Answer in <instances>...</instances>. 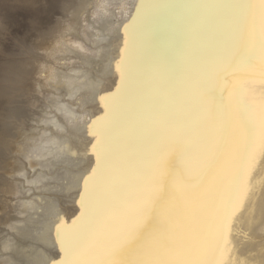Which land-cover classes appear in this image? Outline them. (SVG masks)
Instances as JSON below:
<instances>
[{
  "label": "bare ground",
  "instance_id": "6f19581e",
  "mask_svg": "<svg viewBox=\"0 0 264 264\" xmlns=\"http://www.w3.org/2000/svg\"><path fill=\"white\" fill-rule=\"evenodd\" d=\"M5 1L40 18L43 27L17 39L24 61L2 62L23 71L18 103L25 109L11 112L0 94V264H59L56 227L71 226L79 215L83 180L97 165L94 145L103 124L113 130L114 153L129 166L147 147L141 131L145 116L181 133L205 119L220 126L219 113L205 115L198 108L194 84L219 54L227 13L192 6L239 0H76L68 10L60 0ZM17 16L0 13V48ZM185 26L192 29L191 51L174 78L160 83L153 65ZM122 56L138 64V84L115 97L117 108L105 119L104 98L117 94ZM246 87L250 98L264 101V83ZM176 159L174 153L171 162ZM230 220L224 264H264V147L254 156Z\"/></svg>",
  "mask_w": 264,
  "mask_h": 264
},
{
  "label": "snow or ice",
  "instance_id": "6c2138e0",
  "mask_svg": "<svg viewBox=\"0 0 264 264\" xmlns=\"http://www.w3.org/2000/svg\"><path fill=\"white\" fill-rule=\"evenodd\" d=\"M192 7L227 13L219 54L194 84L198 108L205 115L215 110L222 123L205 119L181 133L145 116L147 147L132 166L114 153L113 130L103 124L94 145L97 165L83 180L79 215L71 226L56 227L59 264H224L230 217L254 156L264 147V101L250 98L246 87L264 83V0ZM33 23L39 30L40 19ZM192 43L190 26L170 38L167 53L153 65L158 82L174 78ZM117 70L118 91L104 98L105 119L117 108L115 97L134 91L139 80L134 59L122 56ZM23 78L20 68L0 75V94L13 113L23 98ZM8 116L6 110V125Z\"/></svg>",
  "mask_w": 264,
  "mask_h": 264
},
{
  "label": "rangeland",
  "instance_id": "374dc122",
  "mask_svg": "<svg viewBox=\"0 0 264 264\" xmlns=\"http://www.w3.org/2000/svg\"><path fill=\"white\" fill-rule=\"evenodd\" d=\"M75 2H76V0H60V6L63 7V10H68ZM66 5H67V8H66ZM0 6H1L0 10L3 9L2 11H0V13L2 12V14H5L6 11L7 12H9V11L14 12L18 15L17 19L19 20L17 25L15 27H13L11 30H9L10 37L8 36L6 38V41L2 42V46L0 48V72L2 70V72L7 73V72H10L13 70V67H12L13 64L11 63V65L4 67V66H2V62L5 63L6 60L9 61L10 59H14V58L15 59L19 58V59H21V61L25 60L24 56L20 57V55H18L20 52L24 53L25 50L23 48H20L21 44H17V39L20 41H23L24 37L22 38V34H24V31H26V30H28V31L31 29L37 30L34 23H33L34 18H37V16L24 14L23 7L17 6L15 4L7 2L5 0H0ZM40 21H41V19H40ZM41 27H43V26L41 25L39 30L41 29ZM43 29H46V28L44 27ZM9 43H10V46H9ZM19 106H20L19 107L20 112H23L25 107L21 106L20 104H19ZM6 107H7V105L4 106V108H6ZM17 112H19V110ZM0 135H1V132H0Z\"/></svg>",
  "mask_w": 264,
  "mask_h": 264
}]
</instances>
